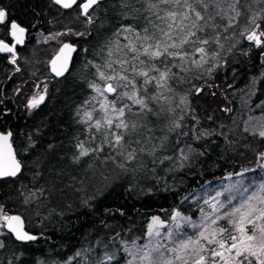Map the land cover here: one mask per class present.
I'll return each mask as SVG.
<instances>
[{
	"label": "trees",
	"instance_id": "1",
	"mask_svg": "<svg viewBox=\"0 0 264 264\" xmlns=\"http://www.w3.org/2000/svg\"><path fill=\"white\" fill-rule=\"evenodd\" d=\"M248 2L252 3L253 10H258L253 0ZM0 6L10 8L14 18L30 30L29 44L22 50L18 62L25 70L17 77L8 79L13 68L0 54V124L9 125L15 133L18 156H24L26 165L19 178L0 182V204L4 205L5 212L22 214L30 222L28 228L40 236L37 241L27 243L18 242L14 237L6 239L7 246L0 248V264H90L92 260L103 259L104 252L113 249H120L119 264H125L128 256L120 241L144 243L152 217L159 216L171 225V216L179 211L198 223L205 211H201L203 194L217 189L223 191L227 182L230 186L238 179L230 177L231 173L249 169L245 183L258 184L264 180V168L258 160V153L264 151V137L259 136L258 129H253L254 132L246 129L248 120L264 117V57L256 50L244 55L248 45L241 37L237 36L241 42L228 53L231 41H225L221 35L225 50L220 53V67L211 75L204 74L203 69L186 73L172 69L183 76L182 83L172 85L176 93L179 96L192 93L187 114L177 109L175 114L143 117L147 127L153 130V143H159L156 138L168 135L166 150L155 155L145 152L141 170L119 175V169L110 160L102 163L108 154L107 148L99 158L84 157L74 162L77 138L83 140L88 135L84 126L76 122L74 113L93 94L84 83L91 78L90 70L84 71L85 59H93V52L99 50L121 23L142 25L143 15H147L142 11V4L137 0H106L101 5L98 22L100 26L102 21L104 26L99 27V34L91 44L88 42L91 31L86 25L81 29L85 33L82 38L58 39L70 40L80 47L69 71L71 74L59 79L50 75L47 63L35 72L38 58L28 59L29 53L25 51L37 43L33 39L39 32L53 33L50 42L40 43L48 48V60L54 53L49 48L55 47L56 28L60 27L53 26L56 24L53 20L67 14L70 16L67 20L74 19L77 23L81 20L79 10L75 9L76 13L72 14L74 8L59 9L53 0H0ZM132 9H141V12ZM209 11L214 13L212 8ZM216 22L224 24L219 17ZM232 31L238 33L240 28L229 29V33ZM41 71L47 79L48 96L38 108L29 110L27 100ZM193 86L204 87V104L195 101L201 93L195 94ZM223 104L230 105L228 113L221 110ZM180 115H184L183 131L188 136L177 138L181 130L168 133L167 129L170 121ZM210 116L218 118L211 122ZM147 135V131L142 132V138ZM189 145L193 150L191 161H180L179 149L187 150ZM38 190H43V195ZM29 191L37 192V196L25 204L24 195ZM100 191L103 195L98 196L94 207L83 203ZM182 230L177 234L187 232ZM117 233L119 237L113 240ZM77 252L81 255L76 256Z\"/></svg>",
	"mask_w": 264,
	"mask_h": 264
},
{
	"label": "snow or ice",
	"instance_id": "2",
	"mask_svg": "<svg viewBox=\"0 0 264 264\" xmlns=\"http://www.w3.org/2000/svg\"><path fill=\"white\" fill-rule=\"evenodd\" d=\"M54 2L65 9L76 6L87 25H96L99 20L96 13L104 0ZM137 2L142 4L143 13H147L143 15L144 23L139 26L121 23L99 50L93 52V59H85L84 71L87 73L90 70L91 78L85 79L84 83L93 94L74 113L76 122L83 125L88 134L83 140L77 138L74 162L78 163L84 157L99 158L107 148L108 154L102 163L110 160L119 169V175L134 174L141 170V158L145 152L155 155L157 151L166 150L168 135L156 138L159 143H153V130L147 127L143 117L148 114L154 117L165 113L175 114L177 109L187 114L192 93L183 96L176 93L172 85L182 83L183 76L174 73L173 68L179 69L180 73L203 69L204 74L211 75L215 68L220 67V53L225 50L221 35H224L225 41H231L226 50L228 53L241 42L237 39L239 36L248 45L243 51L244 55L256 50L264 57V0H253L258 10H253L248 0ZM224 4L226 8L222 6ZM210 8L214 13L209 11ZM132 11L140 13L141 9ZM217 17L224 21L223 25L216 22ZM103 26L101 21L100 27ZM236 28H240L238 33H229V29ZM27 31L14 18L10 8L0 6V53L11 54L12 64L17 62V46L24 44ZM68 33H72L71 28ZM74 34L85 35L84 32ZM75 52L77 46L71 43H64L59 48L50 61V70L55 77H65L69 73V64L74 63L72 54ZM137 77L142 78L139 83ZM188 83L191 84V79ZM150 85L154 87L155 94L149 92ZM203 91V87L193 86L195 94ZM47 96L48 85L44 84L40 92L27 101L26 107L38 108ZM183 120L184 115L172 119L168 133L179 129L181 131L177 138L187 136V132L183 131ZM144 131L148 135L142 138ZM160 131L163 132V129ZM259 136L264 137V130L259 131ZM13 137L14 133L10 129L0 131V178L17 177L26 166L17 158ZM191 151L189 145L188 152ZM179 153L182 161L189 159L183 148L179 149ZM258 160L262 162L259 166L264 168V151L258 153ZM248 171L243 169L231 173L230 177L238 179L223 191L218 190L215 195L205 199L209 211L203 214L199 223L175 211L171 216L175 232L169 230L162 234L164 221L154 216L146 231L145 243L121 240L123 252L129 257L125 264H264V180L258 184L245 183ZM38 191L43 195V190ZM224 192L230 193V196L222 201L220 197ZM102 195L103 191H100L83 203L92 208L98 196ZM36 196L37 192L29 191L24 195V203L28 204ZM28 223L22 215L5 212L4 205L0 204V237H3L0 239V248H5V240L11 237L21 242L37 241L40 236L28 228ZM185 224L193 229V234L183 232L178 235ZM118 237L119 233L113 240ZM165 240L170 244L165 243ZM119 251H105L103 259L92 260L90 264H119ZM80 255L76 253V256Z\"/></svg>",
	"mask_w": 264,
	"mask_h": 264
},
{
	"label": "rangeland",
	"instance_id": "3",
	"mask_svg": "<svg viewBox=\"0 0 264 264\" xmlns=\"http://www.w3.org/2000/svg\"><path fill=\"white\" fill-rule=\"evenodd\" d=\"M75 10V9H74ZM101 10H102V7L100 6V9L97 11V13H96V15L99 17V20H100V18H101ZM76 13V10L75 11H73V13L72 14H75ZM63 15V16H62ZM62 15H60V18L59 19H56L55 21L53 20V23H56V24H53V26H56L57 27V25H59L60 27H57L56 28V30L57 31H55V32H57V35H55L56 36V38L54 39L55 40V42H54V46L55 47H51V48H49V50L51 49V50H54V53L56 52V48L58 49V46L60 45V43H61V41H59V40H61V39H65V38H74V39H80V38H82V36H79V35H75L74 33H76V32H81V29H83L82 27H89V25H87L85 22H84V20H80V21H78L77 23H75V21L73 22L72 20H67L68 19V17H70V16H67V14H62ZM66 15V16H65ZM71 15V14H70ZM99 20L97 21V24L96 25H93L92 27H90V28H92L91 29V34H89V36H88V42L91 44V42H93L95 39H96V37H97V35L99 34V31H100V26H99V24H98V22H99ZM86 25V26H85ZM72 29V33H68V29ZM99 28V29H98ZM61 33H64V35H61ZM52 36H53V33L51 34ZM50 34L49 35H47V34H45L44 33V31H41V32H39L37 35H36V38H34L33 39V41H35V42H37V43H34L35 45H32V46H30V47H28V49L25 51L26 53H29V57H28V59L30 58V59H32V61H33V59L36 57V58H38V60H37V62H36V66H38V67H34V68H36L35 69V72H37V71H39V70H41L42 68H43V66L46 64V63H48V61H47V57L50 55V54H48L49 53V51H47L48 50V48H44V45L42 46V45H40V43H42V42H44V43H48V42H50L49 41V38H50V36H51ZM59 39V40H58ZM33 42H31L30 44H32ZM40 47V48H39ZM39 48V49H38ZM53 53V54H54ZM52 54V55H53ZM48 55V56H47ZM52 55H51V57H52ZM51 57H49L48 59H50ZM29 61V60H28ZM27 61V62H28ZM47 61V62H46ZM29 63V62H28ZM43 71V70H42ZM41 71V72H42ZM43 75H44V72H42V73H39L37 76H38V79H36L37 81H36V84H35V86H34V88H33V92L31 93V95H30V97L28 98V100L29 99H31V97L33 96V95H35V94H37V93H39L40 92V89L43 87V85L44 84H47L48 85V83H47V79H44L43 78ZM140 80H142V78H139V77H137V81H138V83H139V81ZM37 85H39L40 87L38 88L37 87ZM243 87H246L245 85H243ZM204 88V87H203ZM149 92L151 93V94H155V89H154V87L153 86H149ZM240 90V89H239ZM245 91L247 90V87L244 89ZM240 92V91H239ZM205 94V90L203 91V92H201V94H200V96L198 97V96H196V98H195V101L197 102V103H201L202 102V104H204V102H205V100H206V95H204ZM111 95L109 96V99L111 100ZM27 100V101H28ZM225 109H231L230 108V105H227V104H223L222 106H221V110L224 112L225 111ZM29 110H32V109H29ZM230 111V110H229ZM229 111H225L226 113H228ZM218 118V116H210V118H208V120H210L211 122L215 119H217ZM214 120V121H215ZM251 120H253L252 122L250 121V120H248L247 121V123H246V129L248 130V131H250V132H254V130H259V131H261V130H264V117H260V118H258V119H256V118H253V119H251ZM258 121V122H257ZM248 123H252V126L251 127H249V124ZM256 124H258V125H256ZM249 127V128H248ZM252 128V129H251ZM195 129H197V127L195 128ZM195 129H193V131L195 130ZM254 129V130H253ZM197 133V132H196ZM188 136V135H187ZM196 138V137H195ZM184 151H185V153L186 154H188V156H189V159L188 160H186V161H183V162H188V161H191V159H190V157H191V153L190 152H188V149L186 150L185 148H184ZM193 151V150H192ZM190 154V155H189ZM180 161H181V158H180ZM259 162H261L260 160H259ZM262 163V162H261ZM227 187H229V183L227 182L226 184H225ZM226 187V188H227ZM216 191H218V189L217 190H215V191H206L204 194H203V196H202V200H201V206H203L204 205V208H203V210H205L204 211V213H206V212H208L209 211V208H208V206L204 203V201H205V199H209L210 198V196H213V195H215V193H216ZM219 191H222V190H219ZM230 196V193H228V192H224V195L222 196V197H220V199L223 201V200H225V198L226 197H229ZM233 203H235V201H233ZM202 218V217H201ZM201 218L199 219V221H198V223L200 222V220H201ZM151 221H152V218H151ZM151 221H149L150 223H151ZM188 225H182V228H184V230L185 231H187L190 235L191 234H193V229H191L189 226L187 227ZM169 230H172V231H176L175 230V224H174V222L171 224V225H167L165 222H164V226H163V228H161V233L162 234H164V233H166L167 231H169ZM3 237H0V239H2ZM146 242V241H145ZM144 242V243H145ZM165 243H169L170 244V242L169 241H167V240H165L164 241ZM129 257H127V259H128Z\"/></svg>",
	"mask_w": 264,
	"mask_h": 264
},
{
	"label": "flooded vegetation",
	"instance_id": "4",
	"mask_svg": "<svg viewBox=\"0 0 264 264\" xmlns=\"http://www.w3.org/2000/svg\"><path fill=\"white\" fill-rule=\"evenodd\" d=\"M55 5H56V4H55ZM56 6L59 7L58 5H56ZM74 7H76V6H73L71 9H63V8H61V7H59V9H62V10H73ZM74 9H75V8H74ZM28 29H29V28H28ZM28 31H29V33H28V39H27V42H26V44H25L24 47H26V46L29 44V41H30V30H28ZM22 50H24L23 47H17V54H18V57H17V62H16V64H12V63H11V54L0 53L1 55L5 56V60L8 61V63H10L11 66H14V67L16 68L12 73H10V76H9L8 79H12V78H14V77H17V75L20 74V72H22L23 70H25V66L18 64V62H19V60H20V58H21V56H22ZM77 53H78V52H77ZM77 53L75 54L73 61L75 60V57H76ZM19 63H20V62H19ZM73 64H74V63H72L71 68H72ZM5 128L10 129V130L13 132V130L9 127V125H5V126H3L2 124H0V131H3ZM13 133H14V132H13ZM13 147H14L16 153H17V158L20 159V160L22 161V163H24V161L18 156V155H19V153H18V147H19V146H18V142H17L16 139H15V133H14V137H13ZM23 171H24V169H23ZM23 171H22V173H23ZM22 173L19 174L17 177H11V178L9 177V178H6V179H2V180H0V182H2V181H4V180L17 179V178H19V177L22 175ZM7 213H8V214H13V213H18V212H13V213H9V212H7ZM19 214H20V213H19ZM20 215H22V214H20ZM22 216H23V215H22Z\"/></svg>",
	"mask_w": 264,
	"mask_h": 264
},
{
	"label": "water",
	"instance_id": "5",
	"mask_svg": "<svg viewBox=\"0 0 264 264\" xmlns=\"http://www.w3.org/2000/svg\"><path fill=\"white\" fill-rule=\"evenodd\" d=\"M54 1V0H53ZM55 3V2H54ZM58 6H60L61 8H63V6L62 5H58ZM63 9H65V8H63ZM71 9V8H70ZM24 27H26V26H24ZM27 28V27H26ZM28 29V28H27ZM29 30V29H28ZM28 33H29V31H27V33H26V35H25V42H24V44L23 45H18L17 47H23L24 48V46H25V44H26V42H27V39H28ZM64 43H71V42H64ZM63 43V44H64ZM63 44L60 46V47H62L63 46ZM71 44H73V45H76L77 46V51H78V49H79V46L77 45V44H74V43H71ZM59 47V48H60ZM58 51H59V49H58ZM58 51L56 52V53H54L53 55H52V57H51V59L52 58H54L55 57V55L58 53ZM77 52H75V53H73L72 55H73V59H74V56H75V54H76ZM9 54V53H8ZM16 55H17V57H18V54L16 53ZM51 59L49 60V71H50V73L54 76V73H52L51 72V70H50V68H51V65H50V61H51ZM71 65H72V63H70L69 64V70L71 69ZM67 74V73H66ZM65 74V75H66ZM55 77V76H54ZM57 78H60V77H57ZM14 148V147H13ZM19 175V174H18ZM6 178H9V177H6ZM6 178H0V180H2V179H6ZM11 178V177H10ZM13 214H16V215H20L19 213H13ZM35 234V233H34ZM37 235V234H36ZM13 239H15V238H13ZM16 240V239H15ZM17 241V240H16ZM18 242H21V241H18ZM22 243H27V242H22Z\"/></svg>",
	"mask_w": 264,
	"mask_h": 264
},
{
	"label": "bare ground",
	"instance_id": "6",
	"mask_svg": "<svg viewBox=\"0 0 264 264\" xmlns=\"http://www.w3.org/2000/svg\"><path fill=\"white\" fill-rule=\"evenodd\" d=\"M104 1H106V0H104ZM53 3H54V1H53ZM54 4H55V3H54ZM102 4H103V3H102ZM102 4H101V5H102ZM56 5H57V4H56ZM59 7H60V6H59ZM74 8L77 9L76 7H74ZM79 16H80L81 20H84V17H83V16H81V15H79ZM72 21L74 22V19H72ZM18 22H19V21H18ZM22 25H23V24H22ZM23 26H24V25H23ZM92 26H93V25H89V27H87V28H90V27H92ZM91 29H92V28H90V31H91ZM64 42H71V43H74V42H72V41H70V40L63 41V42H61L60 45L58 46V49H59V47H60ZM74 44H77V43H74ZM77 45L79 46V44H77ZM79 48H80V47H79ZM58 49H56V52L58 51ZM78 51H79V49H78ZM78 51H77V52H78ZM56 52H55V53H56ZM5 54H6V53H5ZM7 54H8V53H7ZM50 59H51V58H50ZM50 59L47 60V61H48V63H47V67H48V72H49V73H50V71H49V65H48V64H49V60H50ZM12 68H13V69H12L11 73L16 69L14 66H12ZM69 71H70V70H69ZM67 74H68V73H67ZM67 74H66V75H67ZM50 75H51L53 78H57V77H54L51 73H50ZM60 78H62V77H60ZM58 79H59V78H58ZM19 157L22 159L24 156H23V157H22V156H19ZM22 160H23V159H22ZM33 233H34V232H33ZM32 242H33V241H32Z\"/></svg>",
	"mask_w": 264,
	"mask_h": 264
}]
</instances>
